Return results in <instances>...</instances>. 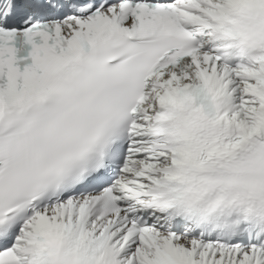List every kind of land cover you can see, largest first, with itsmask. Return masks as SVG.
Returning <instances> with one entry per match:
<instances>
[{"label": "snow or ice", "instance_id": "obj_1", "mask_svg": "<svg viewBox=\"0 0 264 264\" xmlns=\"http://www.w3.org/2000/svg\"><path fill=\"white\" fill-rule=\"evenodd\" d=\"M0 264H264V0H0Z\"/></svg>", "mask_w": 264, "mask_h": 264}]
</instances>
